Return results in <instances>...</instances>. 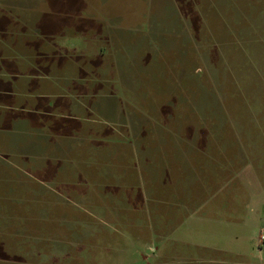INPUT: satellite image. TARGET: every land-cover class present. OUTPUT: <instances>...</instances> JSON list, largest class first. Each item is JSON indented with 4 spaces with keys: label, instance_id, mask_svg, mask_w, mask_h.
I'll return each mask as SVG.
<instances>
[{
    "label": "rangeland",
    "instance_id": "374dc122",
    "mask_svg": "<svg viewBox=\"0 0 264 264\" xmlns=\"http://www.w3.org/2000/svg\"><path fill=\"white\" fill-rule=\"evenodd\" d=\"M190 13L171 51L153 43L112 88L121 114L140 110L169 145L151 163L128 148L125 174L115 158L124 185L97 218L65 197L53 218L29 204L12 264H264V0H202L200 19Z\"/></svg>",
    "mask_w": 264,
    "mask_h": 264
},
{
    "label": "crops",
    "instance_id": "0c3cea01",
    "mask_svg": "<svg viewBox=\"0 0 264 264\" xmlns=\"http://www.w3.org/2000/svg\"><path fill=\"white\" fill-rule=\"evenodd\" d=\"M79 3L86 8L75 16ZM201 5L202 0H7L0 12V264H12L15 251L25 247L29 204L43 205V216L53 218L65 197L86 203L81 212L97 218L117 199L111 189L124 185L115 158L125 174L128 148L139 162L151 163L158 148L169 145L140 110L131 119L123 116L112 88L124 87L128 59L152 52L160 39L174 48L171 39L186 36L185 21L191 11L200 19Z\"/></svg>",
    "mask_w": 264,
    "mask_h": 264
}]
</instances>
